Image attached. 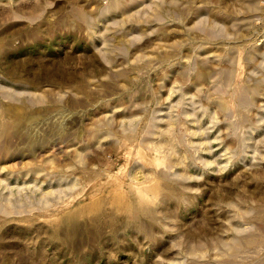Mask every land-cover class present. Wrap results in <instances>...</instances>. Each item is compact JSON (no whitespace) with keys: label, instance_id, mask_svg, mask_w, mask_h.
<instances>
[{"label":"rangeland","instance_id":"rangeland-1","mask_svg":"<svg viewBox=\"0 0 264 264\" xmlns=\"http://www.w3.org/2000/svg\"><path fill=\"white\" fill-rule=\"evenodd\" d=\"M0 264H264V0H0Z\"/></svg>","mask_w":264,"mask_h":264}]
</instances>
